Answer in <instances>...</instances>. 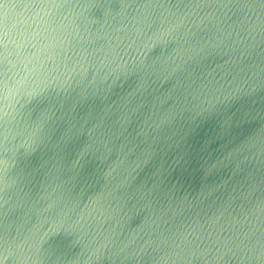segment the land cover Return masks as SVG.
I'll list each match as a JSON object with an SVG mask.
<instances>
[{"label":"water","instance_id":"water-1","mask_svg":"<svg viewBox=\"0 0 264 264\" xmlns=\"http://www.w3.org/2000/svg\"><path fill=\"white\" fill-rule=\"evenodd\" d=\"M0 264H264V0H0Z\"/></svg>","mask_w":264,"mask_h":264}]
</instances>
